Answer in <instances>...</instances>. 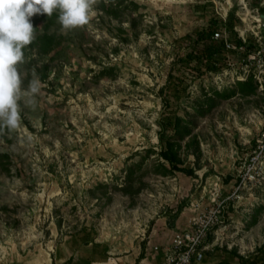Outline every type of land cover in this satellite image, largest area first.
<instances>
[{"label":"rangeland","instance_id":"rangeland-1","mask_svg":"<svg viewBox=\"0 0 264 264\" xmlns=\"http://www.w3.org/2000/svg\"><path fill=\"white\" fill-rule=\"evenodd\" d=\"M262 1L73 0L38 21L35 43L15 47L0 75V264H89L151 234L164 249L216 188L230 194L264 127V88L242 91L234 71L181 58L212 11H234L235 33L252 35ZM169 74L186 90L168 87L163 107ZM166 140L196 175L172 171ZM222 213L203 264L264 244V181ZM85 227L95 245L80 242Z\"/></svg>","mask_w":264,"mask_h":264},{"label":"trees","instance_id":"trees-1","mask_svg":"<svg viewBox=\"0 0 264 264\" xmlns=\"http://www.w3.org/2000/svg\"><path fill=\"white\" fill-rule=\"evenodd\" d=\"M73 0H0V75H2L3 65L6 57L10 52L21 43H35L36 37L33 33L37 31V23L46 14L55 15L60 11H68ZM208 3H211L210 1ZM212 5V4H209ZM264 11V8H260ZM264 17V12L262 13ZM237 19L234 11H230L225 19L221 18L214 11L207 19L206 26L196 29L193 44L195 47L186 54L181 61L187 64L196 63L197 71L201 72L200 65L205 66L206 72L215 73L223 68L225 64V47L224 38L214 39L215 32L228 33V38L236 44H240L241 40L237 37L234 27ZM202 43V47L199 45ZM248 48L256 46L251 36H248ZM224 61V63H223ZM238 84L242 91L253 92L257 86L251 78L246 80H238ZM168 87H172L175 97L178 98L184 93L186 87L180 77L175 78L172 74L168 75L167 81L160 88L161 100L163 107H167L169 100L165 94ZM216 91V90H215ZM168 123L173 125L175 132H181L180 117L177 115L173 119H169ZM164 128L159 134V139L164 142ZM254 142V139L252 140ZM160 156L166 160L172 171H180L187 175H196L193 167H183L178 163L176 152L170 140L165 141L164 148L160 150ZM231 177L227 176L229 181ZM181 209V208H180ZM93 228H83L81 232L80 242L84 245H95L96 235ZM228 257L223 256L217 264H264V244L257 249V252L249 256H242L237 253L236 249L229 252ZM142 252L140 257H142ZM238 259V263L233 261ZM71 259V258H69Z\"/></svg>","mask_w":264,"mask_h":264},{"label":"built area","instance_id":"built-area-1","mask_svg":"<svg viewBox=\"0 0 264 264\" xmlns=\"http://www.w3.org/2000/svg\"><path fill=\"white\" fill-rule=\"evenodd\" d=\"M264 8V0L260 3ZM260 9V8H259ZM264 12V11H263ZM257 30L250 35L256 46L248 48V35L237 34L241 40L236 44L220 31L214 33L213 38H224L225 64L226 68L217 72L219 76L226 73L235 72L237 80L251 78L259 89L264 88V17L262 14L256 19ZM238 30H236L237 32ZM229 54L236 56L230 58ZM238 56V58H237ZM252 150L244 159L243 164L236 174L232 191L227 196H223L221 188H216L214 197L208 206L199 208L196 214L190 216L184 225L173 232L170 242L164 248V261L162 264H195L202 262L206 251L213 247L216 242L209 243L208 240L214 232V228L220 226L225 204L239 200L245 190H252L262 185L264 181V127L254 138L251 145ZM157 248V247H155Z\"/></svg>","mask_w":264,"mask_h":264},{"label":"crops","instance_id":"crops-1","mask_svg":"<svg viewBox=\"0 0 264 264\" xmlns=\"http://www.w3.org/2000/svg\"><path fill=\"white\" fill-rule=\"evenodd\" d=\"M145 241L146 243L143 247L138 246L132 252L125 255L115 254L111 245L107 244L105 247V255L99 259L89 258V264H162L164 261V249L158 247L160 243L159 237L151 234L145 238ZM90 251H92V248H90ZM141 252L143 254L142 257H140ZM195 264L203 263L197 262Z\"/></svg>","mask_w":264,"mask_h":264}]
</instances>
